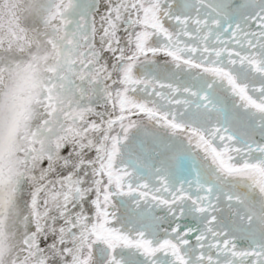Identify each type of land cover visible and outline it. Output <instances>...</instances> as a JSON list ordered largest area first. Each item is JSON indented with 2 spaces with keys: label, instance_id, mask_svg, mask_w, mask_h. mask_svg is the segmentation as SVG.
<instances>
[{
  "label": "snow or ice",
  "instance_id": "obj_1",
  "mask_svg": "<svg viewBox=\"0 0 264 264\" xmlns=\"http://www.w3.org/2000/svg\"><path fill=\"white\" fill-rule=\"evenodd\" d=\"M0 264H264V0H0Z\"/></svg>",
  "mask_w": 264,
  "mask_h": 264
}]
</instances>
